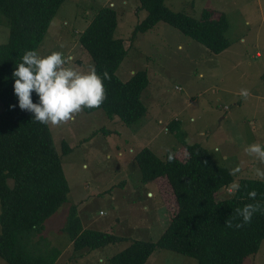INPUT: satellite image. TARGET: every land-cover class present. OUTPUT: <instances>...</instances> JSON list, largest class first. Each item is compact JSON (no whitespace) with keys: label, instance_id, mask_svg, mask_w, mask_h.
<instances>
[{"label":"rangeland","instance_id":"374dc122","mask_svg":"<svg viewBox=\"0 0 264 264\" xmlns=\"http://www.w3.org/2000/svg\"><path fill=\"white\" fill-rule=\"evenodd\" d=\"M165 4L196 18L205 8L224 12L229 46L213 54L165 22L138 33L132 41L135 26L147 15L139 9V0H64L37 49L41 55L52 51L71 55L74 59L68 66L87 72L93 62L78 36L98 8L110 5L118 12L115 36L125 39L128 48L117 75L128 80L144 70L149 80L141 94L148 111L134 124L110 118L98 108L83 110L74 121L60 126L50 125L69 185L67 200L46 219L43 230L51 246L61 251L54 264H111L108 258L132 240L160 237L175 202L162 178L141 181L134 155L144 146L159 156L170 149L182 157L181 139L198 141L217 164L229 170L237 165L241 168L235 182L243 177L259 178L256 167L264 170V165L244 152L251 143L264 144V0H165ZM0 19V42H5L8 25L2 15ZM241 89L251 95L245 99ZM173 120L179 124L170 130ZM64 140L69 148L65 154ZM229 196L228 190L218 194L219 198ZM73 205H78L83 226L126 240L73 251L64 229ZM0 264L7 262L0 257ZM145 264H197V260L157 248ZM244 264H264V241Z\"/></svg>","mask_w":264,"mask_h":264},{"label":"trees","instance_id":"16d2710c","mask_svg":"<svg viewBox=\"0 0 264 264\" xmlns=\"http://www.w3.org/2000/svg\"><path fill=\"white\" fill-rule=\"evenodd\" d=\"M63 1L0 0V16L8 25L7 39L0 42V257L7 264H54L61 253L51 246L43 230L46 219L61 207L69 193L62 154L54 145L50 125L33 121V114L19 108L12 73L26 51H37ZM139 1V9L146 10L147 15L135 26L132 41L138 33L165 22L202 43L213 54H220L229 46L224 12L205 8L196 18L171 10L165 0ZM117 25V10L103 5L91 16L78 41L97 74L103 78L106 70L111 77L104 80L107 98L100 108L110 118L116 116L131 125L148 111L141 94L149 80L144 70L135 72L128 80L117 75L128 55L125 39L115 36ZM32 99L38 102L39 98L33 93ZM178 124L179 120H173L168 128L173 130ZM181 140L182 157L170 149L159 156L147 146L134 155L142 182L162 178L168 183L175 209L160 237L155 241L132 240L108 258L111 264H145L157 248L192 257L197 264H244L248 256L259 250L264 241V213H256L243 228L225 225L237 208L264 202V180L239 178L240 190L219 198V192L228 190L235 177L228 168L217 164L198 141ZM68 150L64 140L63 153ZM169 155L173 157L171 162ZM252 190L258 194L256 201L247 196ZM77 208L78 205L71 206L64 226L73 251L126 240L106 230L83 226Z\"/></svg>","mask_w":264,"mask_h":264},{"label":"clouds","instance_id":"9594fccd","mask_svg":"<svg viewBox=\"0 0 264 264\" xmlns=\"http://www.w3.org/2000/svg\"><path fill=\"white\" fill-rule=\"evenodd\" d=\"M63 48V45L60 46ZM71 55L65 56L62 51H52L50 54L41 55L38 51H26L21 61L16 64L12 73L14 78V94L18 98L21 110L33 114V121L43 124L60 126L68 121H74L77 114L85 108L98 109L107 98L104 80H110L109 73L105 70L103 78L97 74L95 65L89 67L87 72L77 71L76 67L68 66L73 61ZM38 96V102H33L32 95ZM240 95L247 99L251 93L241 89ZM219 151V148L216 149ZM244 152L264 165V144L254 142L244 148ZM173 157L169 155V161ZM255 174L264 180V170L259 167L254 169ZM241 172L237 165L229 172L235 176ZM240 184L232 182L228 188L230 194L240 190ZM151 195V193L149 194ZM255 190L247 192L250 200L256 201ZM264 213V202L256 201L237 208L235 214L226 221L228 228H243L250 224L256 213ZM239 219V223H233Z\"/></svg>","mask_w":264,"mask_h":264},{"label":"crops","instance_id":"0c3cea01","mask_svg":"<svg viewBox=\"0 0 264 264\" xmlns=\"http://www.w3.org/2000/svg\"><path fill=\"white\" fill-rule=\"evenodd\" d=\"M256 55H257V54H256ZM60 255H61V254H59V256H60ZM59 256H58V257H59ZM108 261H109V260H108Z\"/></svg>","mask_w":264,"mask_h":264},{"label":"water","instance_id":"95a60500","mask_svg":"<svg viewBox=\"0 0 264 264\" xmlns=\"http://www.w3.org/2000/svg\"><path fill=\"white\" fill-rule=\"evenodd\" d=\"M150 194V193H149Z\"/></svg>","mask_w":264,"mask_h":264}]
</instances>
